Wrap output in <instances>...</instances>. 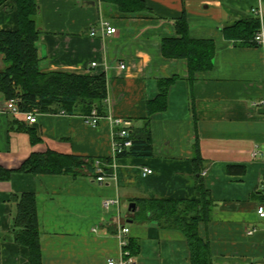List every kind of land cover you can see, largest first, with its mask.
<instances>
[{
    "label": "crops",
    "instance_id": "crops-1",
    "mask_svg": "<svg viewBox=\"0 0 264 264\" xmlns=\"http://www.w3.org/2000/svg\"><path fill=\"white\" fill-rule=\"evenodd\" d=\"M145 2L149 10L125 12L105 0H37L40 68L104 74L106 114L93 126L85 114L54 105L29 123L6 109L9 100L0 91V167L10 171L8 179L0 178V264H32L29 247L14 238L24 193L37 200L41 264H193L185 234L150 213L139 215L140 200H193L201 177L213 208L198 230L211 245L213 264H264V217L257 213L264 202V49L224 32L255 16L253 8L264 15V0ZM183 15L192 39L213 41L211 68L193 73L186 58L164 55L163 40L177 37L175 20ZM101 20L117 33L100 35ZM17 28L16 0H6L0 30ZM6 66L0 54V70ZM163 80L171 81L164 108L157 101ZM151 103L157 107L151 110ZM117 117L131 120L133 129L149 122L152 156L116 154ZM47 150L107 158L110 170L104 181L86 170H19L33 153ZM145 167L153 173L144 175ZM107 197H119L120 204L106 210ZM124 225L129 233H121Z\"/></svg>",
    "mask_w": 264,
    "mask_h": 264
},
{
    "label": "trees",
    "instance_id": "trees-1",
    "mask_svg": "<svg viewBox=\"0 0 264 264\" xmlns=\"http://www.w3.org/2000/svg\"><path fill=\"white\" fill-rule=\"evenodd\" d=\"M6 0H0L2 5ZM117 4L125 12L149 10L145 0H105ZM18 28L0 30V54L7 66L0 70V91L7 100L16 99L21 110L31 111L35 108L42 112L56 108L67 113L88 115L94 109L105 116L104 101L107 98V81L104 74L73 73L67 71H44L40 68L37 55V42L42 33L37 23L40 8L37 0H16ZM177 37L163 40V53L167 57L186 58L191 72L209 69L215 46L211 40L192 39L189 35L190 25L183 15L175 20ZM260 27L257 16L242 19L233 26L224 28L225 36L244 43L256 44L255 35ZM170 80L161 81V93L157 101L162 108L167 96ZM162 83L165 85L162 86ZM151 110L155 103H151ZM33 142L38 141L34 132ZM129 137L132 145L117 155L152 156L153 145L149 122L141 129L130 128ZM96 160L111 163L107 158L82 157L62 154L52 150L33 153L19 170L34 174H78L86 170L96 177L101 174L95 165ZM236 166H229L234 171ZM104 170H110L104 165ZM10 171L0 167V178L8 179ZM198 196L189 201L170 199H141L139 215L150 213L151 217L161 222L162 226L174 227L182 231L191 249L193 264H213L211 245L199 234L198 224L210 218L213 200L206 188L203 178H199ZM14 238L29 247L31 263L41 264V239L38 223L37 200L34 193H24L19 197L14 221ZM131 248V244H129Z\"/></svg>",
    "mask_w": 264,
    "mask_h": 264
},
{
    "label": "built area",
    "instance_id": "built-area-1",
    "mask_svg": "<svg viewBox=\"0 0 264 264\" xmlns=\"http://www.w3.org/2000/svg\"><path fill=\"white\" fill-rule=\"evenodd\" d=\"M252 13L257 16L260 20V27L258 31L256 32L255 35V41L264 49V15L262 10L257 7L252 9ZM99 31L100 35L102 36H110V35H115L117 33V28L113 26L109 21L107 20H101L99 23ZM97 34V28L93 27L91 29V35H96ZM93 66L96 65V62L92 63ZM125 63H121V68L124 69L126 68ZM6 109L11 112L14 115L18 114H23L25 119L29 123H36L37 122V114H38V109L35 108L31 111H23L20 109L17 100L16 99H10L7 104H6ZM63 113H67L64 110L62 111ZM104 116L100 115L96 109H94L90 114L85 115V121L93 126L98 125V123L103 119ZM115 125L119 126V129H117L116 132V142H115V149H116V154L117 152L122 151L125 148H129L132 145V139L129 137L130 135V128L133 126L132 121L129 119H124V118H114L113 119ZM259 150L255 149L253 152V156H257L259 154ZM95 165L97 166L99 174L97 176L98 181H104L105 178L107 177V172L104 170V165L100 160H96ZM153 169L145 167L143 169V174L148 175L152 174ZM120 204V198L119 197H107L102 200V206L106 210H109L113 205H119ZM257 213L261 216L264 217V202L259 204L257 208ZM130 228L126 225H124L121 228V233H129ZM250 233H253V231H250ZM123 245L126 244V241L122 242ZM132 260L131 259H122L119 264H130ZM108 264H116L114 260H110Z\"/></svg>",
    "mask_w": 264,
    "mask_h": 264
},
{
    "label": "water",
    "instance_id": "water-1",
    "mask_svg": "<svg viewBox=\"0 0 264 264\" xmlns=\"http://www.w3.org/2000/svg\"><path fill=\"white\" fill-rule=\"evenodd\" d=\"M135 206H136V204H135V202H133V203H131L130 208H132L133 210H135Z\"/></svg>",
    "mask_w": 264,
    "mask_h": 264
}]
</instances>
